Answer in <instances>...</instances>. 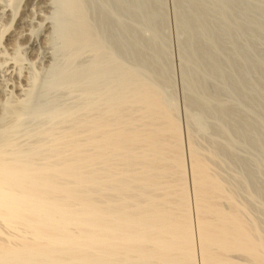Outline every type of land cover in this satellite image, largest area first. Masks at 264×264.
Wrapping results in <instances>:
<instances>
[{
	"label": "bare ground",
	"instance_id": "1",
	"mask_svg": "<svg viewBox=\"0 0 264 264\" xmlns=\"http://www.w3.org/2000/svg\"><path fill=\"white\" fill-rule=\"evenodd\" d=\"M218 1L195 0L184 14V29L205 31V6ZM82 2L0 0V91H23L16 85L25 81L16 69L21 49L49 57L51 22L56 37L69 45L94 37ZM230 9L227 2L221 16ZM203 37L194 36V44ZM136 46L133 39L125 53H136L142 63L144 51ZM104 47L98 41L90 70L74 84L79 90L90 81L78 106L48 116L42 114L44 104L31 110L33 121L49 124L25 130L26 140L15 134L21 116L42 96L37 79L22 102L0 103V264H264V226L248 217V207L236 203L234 192L212 172L216 155L201 154L187 137V186L179 123L161 87L136 79L138 70L122 68ZM65 50L69 58L78 54L72 46ZM213 54V47L188 45L189 59L210 60ZM209 67L197 89L223 70ZM157 72L153 77L165 70ZM64 73L57 69L46 89H55ZM97 79L105 83L94 89ZM199 101L201 110L209 103L203 94ZM215 109L217 118L234 113L219 103ZM8 111L15 117L10 127ZM234 254L245 258L240 262Z\"/></svg>",
	"mask_w": 264,
	"mask_h": 264
},
{
	"label": "rangeland",
	"instance_id": "2",
	"mask_svg": "<svg viewBox=\"0 0 264 264\" xmlns=\"http://www.w3.org/2000/svg\"><path fill=\"white\" fill-rule=\"evenodd\" d=\"M194 1L146 0L144 3L143 0H84L83 14L86 15L87 24L93 26L94 37L85 44H70L73 51L78 53L70 58L66 56L65 49L71 46L67 40L62 42L53 32L51 19L54 8L51 7L47 17L49 25L51 22L48 31L49 57L44 58L42 53L30 54L28 49H21L16 69L19 75L25 76V81L16 85L23 91L20 94L17 89L7 87V91H0V103L8 101L14 106L22 102L35 77L37 91L43 93L40 99L30 105V110L21 116L15 137L21 142L22 139L26 140L22 137L25 130L45 129L49 122L40 118L33 121L31 110L38 112L44 104L42 114L48 116L54 111L78 106L83 89L89 90L90 81L83 83L79 90L74 88V84L90 70L99 41L117 56L122 68L138 70L136 79L161 87L163 97L171 104L179 123L182 166L187 173L184 174L187 186L189 163L186 146L187 137L191 135L193 144L201 154L212 151L216 155L211 165L212 172L221 178L227 190L234 192L236 203L248 207V217L256 218L263 227L264 0H219L216 4L207 3L206 30L189 34L184 29V14L192 10ZM227 2L231 3V9L223 17L221 10ZM20 7L23 5L20 4ZM14 27L12 25V29ZM218 32L221 34L217 38L209 39ZM9 35L4 36L2 44H8L5 37ZM194 36L205 37L195 41V45ZM133 39L137 40L136 48L142 49L141 53L144 51L142 54L146 59L142 63H138L136 53H125ZM154 42L157 43L156 47L150 49L149 44ZM188 45L198 47V50L213 47V57L204 61L196 56L189 59ZM211 65L221 66V74L208 76L203 88L197 89L195 84ZM161 67L165 70L163 76L153 77ZM57 69L65 73L55 89H46ZM240 77L242 84L239 85L236 81ZM93 83L94 89H98L105 82L97 79ZM200 94L209 100L203 110L199 108ZM218 103L225 108H232V117L217 118L215 108ZM8 114L5 123L10 127L15 117L12 112L8 111ZM187 198L190 205V193ZM189 207L191 209V205ZM233 256L240 262L245 258L239 254Z\"/></svg>",
	"mask_w": 264,
	"mask_h": 264
}]
</instances>
